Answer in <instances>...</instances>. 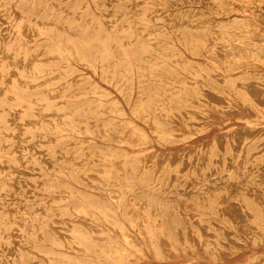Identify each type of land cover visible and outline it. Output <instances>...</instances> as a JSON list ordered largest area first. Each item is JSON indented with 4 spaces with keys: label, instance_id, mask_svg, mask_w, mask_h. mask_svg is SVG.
Instances as JSON below:
<instances>
[{
    "label": "rangeland",
    "instance_id": "374dc122",
    "mask_svg": "<svg viewBox=\"0 0 264 264\" xmlns=\"http://www.w3.org/2000/svg\"><path fill=\"white\" fill-rule=\"evenodd\" d=\"M0 264H264V0H0Z\"/></svg>",
    "mask_w": 264,
    "mask_h": 264
},
{
    "label": "bare ground",
    "instance_id": "6f19581e",
    "mask_svg": "<svg viewBox=\"0 0 264 264\" xmlns=\"http://www.w3.org/2000/svg\"><path fill=\"white\" fill-rule=\"evenodd\" d=\"M190 4V3H189ZM179 8V7H178ZM20 71V70H19ZM205 96H206V98H205V103H208V104H210L211 105V103H212V100H211V95L209 94V91H207L206 92V94H205ZM213 99H214V97H213ZM220 100V99H219ZM217 101V100H216ZM216 101H214V103L215 104H213V105H216L217 103H216ZM221 103V102H220ZM3 113V112H2ZM11 113V112H10ZM11 121H13V120H11ZM242 142V141H241ZM172 162V161H171ZM159 164V163H158ZM260 202H262V201H260ZM28 213V212H27ZM29 214V213H28ZM5 216V215H4ZM140 221V220H139ZM139 232H140V234L141 235H145V233H144V231H143V229L142 228H140L139 227ZM17 241V240H16ZM231 243V242H230ZM27 248H29V247H27ZM170 254V253H169Z\"/></svg>",
    "mask_w": 264,
    "mask_h": 264
}]
</instances>
